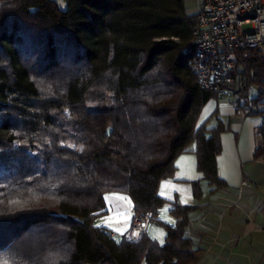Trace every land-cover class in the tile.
<instances>
[{"label": "trees", "instance_id": "obj_1", "mask_svg": "<svg viewBox=\"0 0 264 264\" xmlns=\"http://www.w3.org/2000/svg\"><path fill=\"white\" fill-rule=\"evenodd\" d=\"M184 0H0V264H196L191 206L159 219L160 181L196 143L217 186L222 125L198 126L206 102ZM243 60L264 89V54ZM109 103L108 108H94ZM264 100L256 113H264ZM255 156H264V122ZM194 193L200 196L198 182ZM152 211L164 244L110 238L105 196Z\"/></svg>", "mask_w": 264, "mask_h": 264}, {"label": "crops", "instance_id": "obj_2", "mask_svg": "<svg viewBox=\"0 0 264 264\" xmlns=\"http://www.w3.org/2000/svg\"><path fill=\"white\" fill-rule=\"evenodd\" d=\"M263 122L264 113L254 111L242 117L236 113L232 97L212 96L202 108L198 126H223L216 166L225 184H212L198 168L195 142L190 151L177 156L173 177L160 181L158 194L175 201L167 203L173 225L177 220L170 213L172 205L193 207L185 235L202 251L196 264H264V156H255ZM194 182L200 185V196L194 193ZM119 197L124 196H109L113 217L108 222L116 229H108L122 237L127 235L134 212L132 200L129 203ZM147 235L155 240L149 230Z\"/></svg>", "mask_w": 264, "mask_h": 264}, {"label": "built area", "instance_id": "obj_3", "mask_svg": "<svg viewBox=\"0 0 264 264\" xmlns=\"http://www.w3.org/2000/svg\"><path fill=\"white\" fill-rule=\"evenodd\" d=\"M247 24L251 29H244ZM189 47L195 52L193 66L202 90L232 97L242 117L256 111L264 89L252 82L242 53L264 52V0H201ZM152 222V211L134 213L125 237H142ZM109 237L117 235L111 232Z\"/></svg>", "mask_w": 264, "mask_h": 264}, {"label": "rangeland", "instance_id": "obj_4", "mask_svg": "<svg viewBox=\"0 0 264 264\" xmlns=\"http://www.w3.org/2000/svg\"><path fill=\"white\" fill-rule=\"evenodd\" d=\"M59 7L62 8V9H65L67 7V0H55ZM185 1V8H186V11L190 14H195L199 11V8H200V5H201V0H184ZM244 29L245 30H248V29H251V25L250 24H247L244 26ZM264 54V52H262ZM247 54H245L246 56ZM96 109H100V108H108L109 107V103H106V104H103V105H100V103H96L94 105ZM262 106V105H261ZM261 109H264V106L261 107ZM114 193H117L118 195H122L124 197H126L128 199V202L131 201L130 197L125 194V193H120V192H111L109 194H107L105 196V201H106V204L108 205V210L110 211V214L108 215L107 213L105 214H101L97 217L96 219V224L97 225H103V226H106V228H111V229H116L115 227H113L112 225H109V220L110 218H112L113 216H111L112 214V209L111 207L109 206V196L110 194H114ZM167 202H166V205L164 204V206L160 209V212H159V219L162 220L163 222L165 223H168L170 225H173L172 224V216L168 213V204L167 203H174V199H172L171 197L166 199ZM175 205V204H174ZM173 206V205H172ZM131 212L129 211L128 214H130ZM149 234L153 235L155 240L160 243V244H164L165 243V236H166V229L165 227H163L162 225L158 224V223H155V222H152L150 225H149Z\"/></svg>", "mask_w": 264, "mask_h": 264}, {"label": "snow or ice", "instance_id": "obj_5", "mask_svg": "<svg viewBox=\"0 0 264 264\" xmlns=\"http://www.w3.org/2000/svg\"><path fill=\"white\" fill-rule=\"evenodd\" d=\"M163 194V193H162ZM119 199H121V200H126L127 198H125V197H119ZM129 203H130V201H129ZM98 227H99V225H97ZM117 231H119V229H117Z\"/></svg>", "mask_w": 264, "mask_h": 264}]
</instances>
